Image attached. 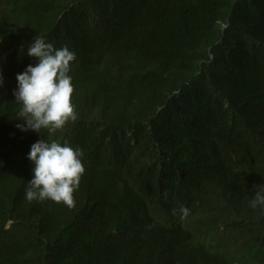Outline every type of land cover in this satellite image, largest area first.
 I'll list each match as a JSON object with an SVG mask.
<instances>
[{"label":"trees","instance_id":"obj_1","mask_svg":"<svg viewBox=\"0 0 264 264\" xmlns=\"http://www.w3.org/2000/svg\"><path fill=\"white\" fill-rule=\"evenodd\" d=\"M36 36L76 54L75 120L21 131ZM0 264H264V0H0ZM40 139L74 207L28 201Z\"/></svg>","mask_w":264,"mask_h":264},{"label":"clouds","instance_id":"obj_2","mask_svg":"<svg viewBox=\"0 0 264 264\" xmlns=\"http://www.w3.org/2000/svg\"><path fill=\"white\" fill-rule=\"evenodd\" d=\"M27 55L37 59L24 72L17 74L15 101L20 104L17 124L21 131L41 132L62 129L69 120H75L72 94L74 85L70 65L76 54L67 46L56 48L44 37L36 36L27 49ZM3 78L0 76V87ZM27 158L34 165L32 179L27 182L25 198L28 201L63 202L74 207V192L85 172L83 151L69 143L40 139L33 143ZM250 206H264V185L257 191Z\"/></svg>","mask_w":264,"mask_h":264}]
</instances>
